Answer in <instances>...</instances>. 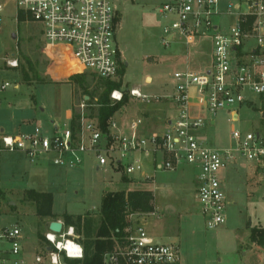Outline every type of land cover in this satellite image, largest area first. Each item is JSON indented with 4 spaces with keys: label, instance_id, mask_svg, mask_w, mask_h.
I'll use <instances>...</instances> for the list:
<instances>
[{
    "label": "rangeland",
    "instance_id": "obj_1",
    "mask_svg": "<svg viewBox=\"0 0 264 264\" xmlns=\"http://www.w3.org/2000/svg\"><path fill=\"white\" fill-rule=\"evenodd\" d=\"M243 1L219 0L221 15L213 18L212 22L220 33L228 34L233 28L234 8ZM166 2L167 0H114L118 11L116 42L122 54L120 71H123L119 78L121 87L115 90L121 96L115 101H119L125 91L127 104L110 121L125 131L135 119L141 120V126L144 121L148 130L166 127L167 120L175 114L170 98L176 84L173 74L184 70L186 64L191 71L201 74L211 64L212 42L208 36L192 39L187 47L177 36L168 47L162 45V29L168 24V19L159 10ZM0 4L3 5L0 12V85L4 82L10 84L0 92V129H4L6 134L10 133L9 135H15L18 128L23 133L28 125L38 126L48 134L52 125L59 130L66 129L69 127L66 115L70 110L71 95L73 110L80 115L79 129L82 128L83 118L84 121L91 120L98 125L88 117L90 109L96 108L86 104V95L83 96L73 85L63 83L73 70L87 73L89 91H92L97 77L92 78L93 74L79 67L67 49L48 47L38 24L27 19L18 23L13 0H0ZM242 11H245L244 5H241ZM13 61L16 62V67L9 65ZM22 70L32 79L29 84L23 83ZM16 85L18 88L14 89ZM133 89L146 96L147 101L131 97L130 91ZM251 97L255 98L253 95ZM110 99L113 100L112 92ZM239 115L246 119V130L251 127L250 122L256 124L258 120L252 109L243 108ZM201 117L204 125L195 132L199 140L219 151L233 147L230 132L233 128L240 129L242 123H233L229 115L222 111L215 114L213 125L206 122L204 112ZM143 165L151 170L152 158L143 159ZM246 166L248 165L239 158L237 171L232 170V164L227 166L224 185L226 221L218 229L209 231L205 229L203 218L199 215L195 191L191 185L170 181L174 177L177 179L181 172H153V183L147 185L131 181L124 185L121 172L109 164L99 166L93 153L83 155V164L76 169H56L52 165H43L39 171V166L30 165L20 154L2 152L0 228H20L23 255L30 264L34 256L41 252L43 241L38 236L47 232L46 224L50 220L38 223L33 205L24 199L27 189L51 193L52 209L57 216L55 221L63 223L60 219L62 214L97 215L101 198L106 191L146 188L151 191L161 216L159 221H154L155 217L149 220L147 230L150 235L162 231L166 215L164 212L168 206L177 210L175 219L180 226L178 238L173 242L162 237L161 241L164 244L172 242L179 245L180 264H264V249L249 241V227L264 228V178L262 174H255ZM33 167H38L36 169L39 172L35 175L31 172L35 170ZM190 176V168L185 167L183 177ZM149 216L151 215L135 219L134 225L143 226ZM136 217L137 214L133 218ZM152 222L156 224L152 225Z\"/></svg>",
    "mask_w": 264,
    "mask_h": 264
},
{
    "label": "built area",
    "instance_id": "obj_2",
    "mask_svg": "<svg viewBox=\"0 0 264 264\" xmlns=\"http://www.w3.org/2000/svg\"><path fill=\"white\" fill-rule=\"evenodd\" d=\"M13 1L17 13L41 27L47 46L67 49L79 67L97 78L118 80L122 54L116 42L118 11L114 0ZM218 3L219 0H167L159 10L168 19L162 29L164 47L171 45L176 36L186 47L198 37L208 36L212 42L209 68L198 74L186 64L184 70L173 74L176 84L170 98L175 114L163 134L139 136L140 119L131 121L125 132L110 121L107 132L103 133L91 120L83 118L75 138L70 127L59 130L55 125L49 134L38 126L17 135L0 133V154L21 153L30 165L45 163L71 170L82 166L83 155L93 153L99 166L109 164L131 181L141 180L137 182L144 184L153 183L154 178L142 175L143 159L152 158L154 173H172L182 166H191L197 171L195 199L205 229L211 231L223 226L226 195L218 174L239 157L264 178V119L250 130L233 128L230 132L233 147L216 150L195 134L203 127L204 120L190 113V91L194 89L207 114L206 122L219 111L233 114L231 121L237 122L236 110L252 104L251 95L264 98V0L239 3L234 8L235 25L228 34L220 33L212 22L221 15ZM241 5L245 11L241 12ZM9 65L16 67V62ZM9 86L7 82L1 84L0 92ZM130 95L147 101L137 90H131ZM120 96L112 92L113 100ZM138 175L142 178H137ZM133 217L130 214L129 219ZM49 235L55 239L49 240ZM43 236L41 252L30 264H52L53 255L57 264H66L65 259H82L83 249L74 238L73 227L62 226L60 233L48 231ZM22 239L17 226L0 228V264H28ZM66 243L78 246L80 254L69 256ZM179 261L177 245L156 242L138 224L127 229L121 247L103 256V264H178Z\"/></svg>",
    "mask_w": 264,
    "mask_h": 264
},
{
    "label": "trees",
    "instance_id": "obj_3",
    "mask_svg": "<svg viewBox=\"0 0 264 264\" xmlns=\"http://www.w3.org/2000/svg\"><path fill=\"white\" fill-rule=\"evenodd\" d=\"M18 23L26 20L21 13L16 14ZM23 72V83L29 84L31 78ZM123 71L119 70L117 81H108L97 78L95 87L89 91L90 83L87 81V73H80L73 70L68 76V84L73 85L86 95V104L95 106L96 110L90 109L89 118L97 122L101 132H107V126L119 110L127 104L125 91L119 101L110 99V93L120 89V75ZM92 78H95L93 75ZM42 84V83H41ZM95 98V101H94ZM80 115L72 109L69 127L73 136L79 132ZM121 181L125 185L131 180L121 174ZM136 184V183H133ZM24 199L29 201L34 207V214L39 224H43L45 219L49 222L57 220V216L52 213L53 196L51 193H39L32 189L24 192ZM154 212L153 195L147 189H131L121 191H106L100 201L98 214L88 213L85 215L62 214L60 219L63 227H73L74 238L81 244L83 249L82 259H65L66 264H103V256L117 250L124 243L127 229L135 224V219ZM130 214H137L136 218L129 219ZM48 222V223H49ZM48 223L46 225H48ZM39 240L44 241V236H38ZM249 241L260 249H264V228L249 227Z\"/></svg>",
    "mask_w": 264,
    "mask_h": 264
},
{
    "label": "crops",
    "instance_id": "obj_4",
    "mask_svg": "<svg viewBox=\"0 0 264 264\" xmlns=\"http://www.w3.org/2000/svg\"><path fill=\"white\" fill-rule=\"evenodd\" d=\"M48 47H50V46H48ZM58 47V46H57ZM57 47H52V48H57ZM73 71H71L70 73H68V75L65 77V82H63V83H67L68 84V76L72 73ZM5 83V82H4ZM17 87H18V85H16ZM71 86V85H70ZM73 97H72V95H71V106H70V110L67 112V120L68 121H70V119H71V115H72V109H73V99H72ZM85 100H86V98H85ZM249 100L252 102V104H248V105H246V106H241L240 108H238L237 110H236V116H237V122H235V123H238V124H240V123H242V125L240 124V129L241 130H246L245 129V126L247 125L245 122H246V119L245 118H241V116L239 115V111L240 110H242L243 108H247V109H252L253 110V113L255 114V115H257V122H256V124H253V122H250V125H251V127L249 128V130L250 129H253V128H255L256 126H258L259 124H261L263 121H262V119H264V98H261V99H259V98H253V97H249ZM173 109H174V106H173ZM174 111V110H173ZM204 111L202 110V106L200 105V103L198 102V98H197V96H196V94H195V91H194V89H191V91H190V113H191V115L193 116V117H201V113H203ZM222 112H224L226 115H229V117H230V120L232 119V116H233V114L231 115V113H228V112H226V111H222ZM173 113H175V112H173ZM205 113V112H204ZM206 114V113H205ZM173 116H174V114H173ZM173 116L172 117H170V119H168L167 120V123H166V127L164 126V127H158V128H155V129H151V130H148V128L146 127V125L144 124V121H143V125L142 126H140V128H139V130H138V134H139V136H143V137H147V136H150V135H152V134H158V135H161V134H163L165 131H166V129H167V127H168V125H169V122H170V120L173 118ZM215 116V115H214ZM214 116L209 120V124L210 125H213V123H214ZM206 118H207V114H206ZM23 124L24 123H29V122H22ZM20 126V125H19ZM32 128L33 127H31V126H27L26 128H25V130H23V133H26V132H30L31 130H32ZM19 129V131H20V128H18ZM119 130L120 131H122V132H125V130H123V128L122 127H119ZM18 131V130H17ZM17 132V133H15V135H17V134H20V132ZM158 132V133H157ZM0 133H4V134H6V132H5V130L4 129H0ZM10 134V133H9ZM9 134H6V135H9ZM17 154H20L21 156H23L21 153H17ZM24 157V156H23ZM238 158L239 157H237L236 158V160L232 163V170H235V171H237V160H238ZM147 159V158H146ZM240 160H243V159H241V158H239ZM244 161V160H243ZM245 162V161H244ZM248 166H246L249 170H252V171H254V173L256 174V173H259V172H257V170H256V168L253 166V165H251V164H249V163H247V162H245ZM47 166V165H49V164H45V163H42V164H39V165H35V166H39V168L38 167H33V169H35V170H32L31 172H32V175H35V174H37V172H39L40 170L39 169H41L42 170V167L41 166ZM185 167H189L190 168V171H191V176H190V178H188V177H186V178H184L183 177V174H184V168ZM36 168H38V170L36 169ZM56 169H58V168H56ZM59 170H61V169H59ZM176 172H181L180 173V175L178 176V178L177 179H175V177H174V179H171L170 181H172V180H176V181H174V182H172V183H179V184H187L188 186L189 185H191V187L193 188V190L195 191V177H196V174H197V171H196V169L195 168H193V167H191V166H182V167H180V168H178L175 172H172V173H176ZM152 173H153V171H152V169L150 170V168H147V167H144V170H143V176H151L152 175ZM161 173H166V172H161ZM155 174V173H154ZM168 174V173H167ZM219 178H220V180H221V183H222V187H223V189H224V185H225V178H226V169H223V170H221L220 172H219ZM155 176H153V178H154ZM137 178H139V179H141L142 178V176L141 175H138L137 176ZM253 178V177H252ZM136 181H141V180H136ZM264 181V180H263ZM141 183V182H140ZM148 185V184H147ZM30 189H32V190H34V191H36V192H39V193H49V192H44V191H38V190H36V189H34V188H29V189H27V190H30ZM144 189H146V188H144ZM147 190H149V189H147ZM150 191V190H149ZM153 208H154V212H153V216L151 215V216H149L148 217V220L143 224V226H144V228H145V230H146V232L148 233V230H147V225L150 223V221L149 220H151V218H153V217H155V219H153L154 221H159V219L161 218V216H159V213H158V211H157V209H156V206H155V200L153 201ZM177 210H175L174 209V207H170V206H168L167 207V210L164 212L166 215L164 216V221H163V226H162V231L159 233V234H156V235H150L149 233H148V235L151 237V238H153L156 242H158V243H162V244H164V242H162L161 241V239H162V237H164V238H167L166 240H169V241H173V242H175L176 241V239L178 238V235H179V232H180V226H179V221H176V219H175V216H176V212ZM52 213L53 214H56V213H54L53 212V209H52ZM163 214V213H162ZM164 215V214H163ZM51 222H49L48 223V225L50 224ZM152 225H154V224H156L155 222H152L151 223ZM48 225H46V229H47V232L49 231L48 230ZM46 232V233H47ZM160 237H159V236ZM166 244H174V245H177L178 246V248H179V245L178 244H176V243H172V242H169V243H166ZM180 262V261H179ZM178 264H180V263H178Z\"/></svg>",
    "mask_w": 264,
    "mask_h": 264
},
{
    "label": "clouds",
    "instance_id": "obj_5",
    "mask_svg": "<svg viewBox=\"0 0 264 264\" xmlns=\"http://www.w3.org/2000/svg\"><path fill=\"white\" fill-rule=\"evenodd\" d=\"M48 239L49 240H54L55 237L53 235H49ZM57 247L59 248V247H61V245L58 244ZM64 247H65V249L67 251V254L69 256H74V255L78 256L80 254V248L78 246H74L71 243H66L64 245ZM52 264H57V257L55 255H53V257H52Z\"/></svg>",
    "mask_w": 264,
    "mask_h": 264
},
{
    "label": "water",
    "instance_id": "obj_6",
    "mask_svg": "<svg viewBox=\"0 0 264 264\" xmlns=\"http://www.w3.org/2000/svg\"><path fill=\"white\" fill-rule=\"evenodd\" d=\"M87 99V97H85ZM63 224L59 221H53L48 225V230L52 233L58 234L62 229Z\"/></svg>",
    "mask_w": 264,
    "mask_h": 264
}]
</instances>
